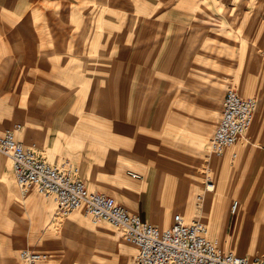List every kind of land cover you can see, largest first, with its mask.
Masks as SVG:
<instances>
[{"label": "rangeland", "instance_id": "obj_1", "mask_svg": "<svg viewBox=\"0 0 264 264\" xmlns=\"http://www.w3.org/2000/svg\"><path fill=\"white\" fill-rule=\"evenodd\" d=\"M246 78L260 81L264 91V0H0V134L21 123L25 146L35 143L46 160L50 149L55 157L48 162H67L87 186L115 197L130 212L127 202H135L140 190L134 194L124 182L140 184L127 175H145L140 166L152 168L156 177L154 215L169 211L172 221L189 209L186 220L199 218L196 196L216 160L209 140L219 117L218 93L229 86L239 90ZM249 95L261 103L262 96ZM209 99L216 113L211 121L205 114L195 127L198 106ZM113 110L126 112L129 143L134 141L127 149L116 140L121 129ZM10 115L16 117L5 121ZM101 131L105 138H99ZM135 144H142L140 152ZM255 152L246 164L241 153L228 177H212L218 191L230 181L232 198L239 192L248 200L264 188V148ZM228 192L227 187L224 197ZM43 211L47 221L39 218ZM53 211V202L35 191L22 194L10 160L0 153V241L24 239L21 246L4 247L8 264H17L23 247L48 253L54 264L133 259L135 247L109 224L94 225L76 211L56 226L50 222ZM72 215L80 221L71 222ZM203 217H213V233L215 215L207 209ZM259 218L264 219V200ZM41 233L44 243L36 238ZM242 242L250 257H264V243ZM217 245L235 249L229 240Z\"/></svg>", "mask_w": 264, "mask_h": 264}, {"label": "built area", "instance_id": "obj_2", "mask_svg": "<svg viewBox=\"0 0 264 264\" xmlns=\"http://www.w3.org/2000/svg\"><path fill=\"white\" fill-rule=\"evenodd\" d=\"M257 104L255 97L242 96L234 86L226 89L221 117L209 143L211 155L222 157L246 138ZM22 130L23 125L15 123L0 134V153L10 160L15 183L23 194L36 191L54 202L53 223L80 211L94 225L109 224L136 249L128 264H264V257L240 256L215 244L209 226L200 219L188 221L177 213L170 226L161 228L130 212L115 197L90 190L67 162L52 164L42 157L35 144L25 146L19 138ZM128 174L142 179L134 171ZM214 189V182L208 178L206 192ZM19 259L21 264H46L49 255L25 247L20 250Z\"/></svg>", "mask_w": 264, "mask_h": 264}, {"label": "crops", "instance_id": "obj_3", "mask_svg": "<svg viewBox=\"0 0 264 264\" xmlns=\"http://www.w3.org/2000/svg\"><path fill=\"white\" fill-rule=\"evenodd\" d=\"M124 70H125L124 71L125 77L128 78L129 77L128 71L130 69H129V65L127 62L124 63ZM238 85H239L238 88L241 92V93L240 92L239 93L241 95L243 94L242 96H245V97L253 96V97H255L254 95H249V94H257L259 96H262V101L260 103L262 109L260 111H259L260 104L258 102V99L255 97L257 99V102H258L257 109L255 112L253 124H252L250 130L248 131V133L246 134V138H247L248 134H250L249 139H251L252 142H254V141L257 142L258 144H256V146L254 147V146H252V144L250 142H246L244 139V140L240 141L238 144H236L233 148L229 149L225 153V155H223L222 157H217V156L210 154V156L216 160L212 161L209 164L210 168L207 169L208 173L206 174V177L210 178L213 182H214V180L212 179V177L214 179L216 176L228 177V173L232 170L231 167H235V165H233V162L239 158L241 153L244 155L242 162L245 161L244 164H246V163H249L251 161H254L253 155H254V153H256L255 149H257V148L263 149L264 148V94H263L264 91H263L262 83L260 81H252L250 79L247 80V78H246L244 80H240ZM126 90H127V86H126ZM209 92H211L210 89H209ZM211 93L213 96H216L215 91H212ZM218 94H220L219 95L220 108L218 110L219 115L217 114V116H219V117L217 118V120L214 124L213 133H214L215 128H216V126L219 122V119L221 117L222 104H223V98H224L223 91H221V93H218ZM212 105H213V107H212ZM198 110H199V114H198L199 120H198L197 124L195 125V127H200V125L198 123L202 121L201 117H205V114H206V117L208 116L207 119H209V121H211L212 120V119H210L211 116L215 115V113H216V109H215L214 104L212 103L211 99H209V101L207 103L199 104ZM201 113H203V115H201ZM111 116L118 119L119 122H117L115 125L117 127H119V129H121L120 130L121 134H119V136L117 137L116 140L121 141L123 146L127 149L128 146H130L131 144L129 143V140H130V137H129L130 134H128L129 129H128V127H126L124 125V120L127 119L126 112L120 111V110H113L111 113ZM15 117L16 116L10 115L6 118L5 121L8 122ZM101 126H105V125L102 124ZM22 133H23V130H22L21 134L19 135V138H21ZM99 133H100L99 135H103L104 132L101 131ZM213 133H212V135H213ZM99 138H105V136L103 135ZM22 142H23V140H22ZM209 143H210V140H209ZM23 144H25V143L23 142ZM33 144H35V143H33ZM133 144H134V141L132 142L131 146H133ZM258 145H260V146H258ZM141 149H142V144H139V145L135 144V149H134L135 152H140ZM233 153L237 154L236 157L232 156ZM45 154H46L47 160H49V161L54 160L55 155L53 154V151H51L50 149H46ZM240 161H238V164L240 163ZM150 163H151V166L152 165L153 166L158 165L157 163H153V161H151V160H150ZM137 168L144 171L145 175H142L141 173L135 172V173L140 174L142 176V179H135V178H133V179L138 180L141 183L140 184L133 183L134 186H130L129 185L130 183H128L127 182L128 180H127L124 182V186L126 189H129L134 194L140 190L139 195H138V199L133 203H128L127 201H125V202H127L128 207L132 210V213L135 212L136 214H139L142 218H144L150 222H152V220H153L157 226H163V225L168 224L171 221V215L169 214V211L164 212L163 216L162 215L158 216V214H156V215L153 214V208H154L153 201H154V194H155V190L157 189L156 188L157 185H156V177H155V175L152 174V171H151L152 168H150L149 170H147V169L144 170L140 166H138ZM8 169H9V163L8 164L6 163V170L3 171V173L7 174ZM261 170H263V169H261ZM211 171H213L212 174L209 173ZM262 172H264V171H262ZM127 175L129 177H131L128 174V171H127ZM82 176L85 177L84 174ZM261 176H262L261 180L263 181L264 173L261 174ZM193 180L198 182V177L193 179ZM205 183H206V180H205ZM214 184H215L214 190L216 191V193L214 191L213 192H206L205 186H204V188L202 189V192H200L196 196L197 202L204 203V204L196 207V209H197L196 215H198L199 218L203 219L204 218L203 213H205V211L207 209H210L211 214L215 215V218L217 221L216 225H214V227H213V233L211 232V224L214 223L213 219H212L213 217L208 219V221H204V222L209 226L210 236H211V239L215 242V244H222L223 241L229 240L235 248L234 252H236L240 256H249L250 257V255H252V252L250 251L249 246L247 248H244V245L242 246V243H243L242 241H244V240L251 241L252 239H254L255 242H261V244L264 243V219H261L259 221L260 211L262 210V201L264 200V188L262 186L258 187L255 190L254 194L248 200H246V199H244L243 195L239 192H238L237 198H232V195H231L232 191H233L232 182L228 181V183H226L225 187L223 188L222 192L218 191L219 188L215 182H214ZM191 185L192 184H189V186H191ZM136 186H138V187H136ZM87 187L90 190L99 191L96 189H91L89 186H87ZM227 187L229 188L228 197L226 199H224V193L226 192ZM99 192H102V191H99ZM23 195H26V194H23ZM199 195L202 196L201 200L197 199V197ZM51 202H53V201H51ZM235 202L237 203V205L233 209V204ZM53 205H54V202H53ZM223 206H224V208H223ZM231 207H232V210H231ZM221 209H225V210L222 214L223 219L221 222L222 224L220 226L219 223H220L221 219L218 217L217 214ZM54 210H55V205H54ZM53 214H54V211H53ZM27 216L29 218V229L31 230V228H32L31 225H33V217H32V214L28 211H27ZM72 216H73V218L70 219L71 222H79L80 221L79 215H72ZM39 218L40 219L42 218V220L45 219L47 221V211H43V212L39 213ZM40 219H38V221H40ZM172 221H173V218H172ZM172 221H171V224H172ZM50 222L53 223V221H50ZM50 222L48 220V223H47L48 228H49ZM60 222H56L54 224L57 226L58 223H60ZM89 222H91V221L89 220ZM70 224L68 222L66 225L69 226ZM47 227H45V225H44V228H47ZM42 235H43V233H41L40 236L38 235L39 237H36V238H38L37 240L39 242L44 243L46 241V238H44L45 236H42ZM217 239L219 240L218 243L216 242ZM23 244H24V239L20 238V237L11 239V244H9V245L8 244L5 245L4 242L1 243V241H0V264H8V261H7L6 256H5V251H4L5 246L16 248V247L21 246ZM221 247H223V246H221ZM23 248H25V247H23ZM223 248L226 249V247H223ZM20 250H19V252H20ZM19 252L16 256V263L17 264H21L20 259H19ZM135 252H136V249H135ZM46 264H54V260H52V259L50 260V257H49V260Z\"/></svg>", "mask_w": 264, "mask_h": 264}, {"label": "bare ground", "instance_id": "obj_4", "mask_svg": "<svg viewBox=\"0 0 264 264\" xmlns=\"http://www.w3.org/2000/svg\"><path fill=\"white\" fill-rule=\"evenodd\" d=\"M261 109H262V107H261V104H260L259 111H260ZM249 138H250V134H248L247 138H245V141H246V142H250V143L252 144V146L255 147L256 144H258V143L255 142V141L252 142L251 139H249ZM212 172H213V171H212ZM213 174H214V173H213ZM192 183H193V184H196L197 182L193 180ZM214 192L216 193L215 190H214ZM226 192H227V188H226ZM22 194H23V193H22ZM213 195H214V194H213ZM226 195H227V197H228V193H226ZM224 199H226V197H224ZM202 204H204V203H201V205H202ZM235 204H236V202L233 204V209H234ZM224 205H225V204H224ZM190 207H191V206H190ZM195 207H196V206H195ZM223 208H224V206H223ZM224 210H225V209H222L221 211L224 212ZM231 210H232V207H231ZM185 213H186V214H185ZM53 215H54V214H53ZM183 216H184V217H185V216H191V213H190L189 209H188V211H185V212H184V215H183ZM218 217H219V215H218ZM198 219H199V218H198ZM213 242H214V241H213ZM216 242L218 243L219 240L217 239ZM214 243H215V242H214ZM96 246H97V245H96Z\"/></svg>", "mask_w": 264, "mask_h": 264}]
</instances>
